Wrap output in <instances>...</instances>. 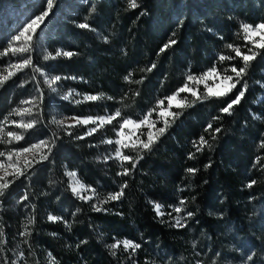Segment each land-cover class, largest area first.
I'll list each match as a JSON object with an SVG mask.
<instances>
[{
    "label": "trees",
    "instance_id": "obj_1",
    "mask_svg": "<svg viewBox=\"0 0 264 264\" xmlns=\"http://www.w3.org/2000/svg\"><path fill=\"white\" fill-rule=\"evenodd\" d=\"M130 2L53 0L33 38L34 75L42 70L67 78L78 92L101 97L75 107L55 101L68 114L118 111L120 119L141 120L159 100L181 88L189 75L224 64L222 55L236 58L228 45L244 44L243 24L264 22V0H136L134 9ZM46 10L47 0H0V46L23 25L22 16L34 18ZM80 24L90 27L80 28ZM57 52L72 55L56 56ZM233 65L240 68L244 63L236 60ZM244 80L245 95L230 115L221 109L239 91L189 101L191 106L177 111L179 115L151 150L132 157L135 168L129 162L119 169L113 162L99 161L89 139L74 141L53 128L32 130L31 142L53 137L54 147L24 183L8 187L5 199L27 197L20 206L26 207L33 222L27 231L30 235H21L20 216L11 210L14 203L1 202L2 249L17 246L21 254L30 256L31 264H150L153 255L144 253H151L149 249L183 257L186 251L180 241L191 237V227L209 235L213 246L224 225L247 236L251 208L264 210V49L249 62ZM13 87L8 83L0 91V123L11 104ZM209 124L212 129L205 131ZM217 128L219 132L214 131ZM201 136L211 147L197 152L193 142ZM190 153L194 158L189 159ZM124 168L131 169L129 175L118 174ZM69 171H76L95 189L94 199L74 196ZM125 183L120 199L99 204ZM94 204L104 210L94 211ZM156 204L161 205L160 212L182 207L186 216L192 215L187 216L185 227L178 228L157 214ZM50 215L62 219L51 221ZM122 240L140 244L139 254L113 255L108 245ZM256 252L255 258L261 259V251ZM0 264H4L1 259Z\"/></svg>",
    "mask_w": 264,
    "mask_h": 264
},
{
    "label": "rangeland",
    "instance_id": "obj_2",
    "mask_svg": "<svg viewBox=\"0 0 264 264\" xmlns=\"http://www.w3.org/2000/svg\"><path fill=\"white\" fill-rule=\"evenodd\" d=\"M35 18V17H34ZM29 16H22L20 19L24 21L23 25H21L20 28H18L17 33L15 35L8 36L7 40L4 43V47L0 46V78L8 77L6 80L3 81V83H0V91L2 88L5 87L6 84L11 83L14 85L13 90V98L11 100V104H8L7 112L3 117V120L0 123V127H3L4 131L3 133H0V136L3 137L5 141L11 139L8 137V132H15L17 134L23 135V139L16 141L12 140V143H0V152H9V151H16L19 149H22L23 147H28L32 144H37L40 141H48V147H40L37 149H34L31 153H24L18 158L19 166L24 169V175L20 176L19 178H14L13 176H7L5 177L6 180L12 181L9 184V187L12 185H18L21 183H24L27 179L29 174L33 171V168L38 165L39 163L45 161L41 160L40 157L43 155H48V148H51V151L54 147V139L53 137H46L41 140H36L35 142H31L29 133L32 130L39 131V130H45V129H55L57 132L64 134L67 137L72 136V139L74 141L83 140V139H89V143L92 147L97 148V159L99 161L103 162H113V165L117 166L119 169H121L123 166L122 164L127 161H121L120 159L115 158L116 149L120 148V151L124 155H128L130 157L138 156L142 153L143 150H140L139 145L137 144L136 149L133 150L131 147L134 142L137 141V138H139V141H147L148 140V133L151 132L154 140L156 141L157 129L164 127V120L165 118L160 117L158 115V112L160 111L159 108H157V105L154 109L156 111H151L152 115L149 118L151 122L155 123V127H149L148 125H142L139 129L134 127V124L140 123L147 115L148 113L141 118V120H135L131 118H127V120H131L134 122L133 125H129L128 127H125L123 129L125 143L129 145L127 148L120 147V145H117L116 143L108 144L104 141L111 139L113 141H116L117 139H120V137L117 136V131L120 130V124L123 123L125 119H120L119 117H116L111 121V123H103L101 125L98 118L100 117H109L114 116L115 114H105V115H85V116H78V115H71L66 112L65 109L60 108L57 106V103L55 101H61L63 102V105L65 104V107H75L78 105H86L88 102H97L101 97L98 95H90V94H82L81 92H78L75 90L70 84H68L67 78H61L60 80L56 81L55 84H53L51 87L49 86L50 81L54 78L53 76H50L47 72L39 70L37 76L34 75L36 65L33 63L32 59V43L33 38L30 42V45L28 42L21 39V41H14L13 38L20 34V32L23 31V29L26 27L28 23L31 22L32 19ZM42 25V24H41ZM255 27V26H253ZM242 36L244 39V44L239 46L240 50L244 54H248V49L252 48L253 51L259 53L261 49H256L253 47L251 43H248L245 40V33L242 30ZM259 40V37L256 38ZM233 46V45H232ZM11 47L15 48H26L27 51L20 52L17 51L13 53L9 49ZM232 49V48H231ZM114 50H117L114 48ZM6 53V54H5ZM63 54L64 52H60ZM235 53V52H234ZM180 57V61H183L185 58L184 54L182 52L178 53ZM229 56V55H227ZM26 58H30L31 63L29 65H23V61ZM236 60H239V64L242 61L241 57L233 58L231 60H225L223 63L218 64V67H215L217 71L219 72L218 77H213L212 79H209L207 81V84L209 87H214L219 84L221 87L217 89V91H222L224 87L227 86V82H223V76L225 74L231 75L235 77V73H232L230 71L231 63H234ZM243 63V61H242ZM20 64L21 67L18 69L14 67V65ZM238 67L237 65H235ZM38 67V66H37ZM212 68H209L205 71L195 72L193 76L200 77L204 73H206L208 70ZM228 69L226 72L225 70ZM239 69V68H238ZM11 73V75H9ZM72 81V79H71ZM244 75L243 78L240 80V83L237 84L236 88L233 89L228 95L232 94L235 91H240L241 87L244 85ZM189 87H191L193 90L197 92V96L201 97V99H204L205 96H207V88L205 87L204 83H197L196 81H188L186 79V83ZM184 84V85H185ZM183 85V86H184ZM152 86V85H151ZM182 86V87H183ZM153 87V86H152ZM53 88L55 89L53 91ZM178 91V90H177ZM174 92L173 94L177 93ZM71 93V95H69ZM172 94V95H173ZM226 95V96H228ZM42 96V101L40 97ZM65 96H68V99H64ZM88 96H97L99 99L97 100H87L86 97ZM52 97L51 99H54L53 101H49L46 103V98ZM207 97H215L220 98L217 96H207ZM225 97V96H224ZM197 99L196 97L192 96L191 93L184 92L179 93L177 96V101H182L183 106L182 107H176L175 104L170 109L171 112L177 113V111L182 110V108L186 107L190 102H193L195 100H201ZM25 101H32V103H24ZM77 101H80L77 103ZM167 100L164 101V108H167ZM24 109H29L31 114L24 113L23 115H16L15 110H20L23 112ZM73 109V108H72ZM72 117H76L78 120H84L89 117L96 120V123H88V124H82L77 123L76 120H73ZM176 116H168L166 119L169 121L175 119ZM36 121L35 125L32 128L24 129V128H18L16 127L17 123H29L31 121ZM58 120H64L65 123L63 125H58L54 121ZM13 121L15 123H13ZM71 125V126H70ZM97 129L95 132H93L91 135H89L90 129ZM52 131V130H50ZM81 135V136H80ZM160 136V135H159ZM158 136V137H159ZM77 137H82L78 139ZM27 146H24V144L28 143ZM51 153V152H50ZM35 157V160L33 159ZM105 157H109V159H105ZM25 159L31 160V165L25 167ZM36 160H39L40 162H35ZM13 161H17V157L13 156ZM0 162L4 163L7 167V164L9 161L6 160L5 157H0ZM101 168V167H100ZM105 168V167H104ZM102 169V168H101ZM100 170V169H99ZM9 172H14V169L9 168ZM69 172H75L76 177L75 180H73L72 177L67 175L69 180L70 189L72 191V186H76V181L79 182L80 185L84 186V190L80 191V195L82 196H92V192L90 189H93L92 187L87 186L78 176V173L76 171H69ZM68 172V173H69ZM159 173V172H158ZM0 175H4V170L0 169ZM9 188L4 190V195L0 196V203L4 201H11L14 203V207L11 209L12 211H15V215L20 216V222H21V230L25 233L29 231L30 227L32 226L31 223H29L30 219L29 216L26 214L27 209L25 206H20L24 201H27V199H24L23 197L18 199H5L6 196L10 193L8 190ZM80 200L88 201L90 199H81L77 195H74ZM95 196L92 198L94 199ZM176 196H173V199ZM103 197H99V199H102ZM14 209V210H13ZM21 209V212L18 213V211ZM252 211L249 213V224L247 226V233L248 235L242 236L241 233L237 230H233L231 226H221L220 232L222 231L221 237L219 238L218 243L213 246L211 243V238L209 235H206L201 232L200 230L194 231V228H190V238L188 240H182L181 243L184 246V249L186 251V254H184L183 257L180 255H173L172 252H165V250H151L150 252L144 251L145 255H153L151 258V262H147L150 264H264V210L259 207H253L251 208ZM164 218H166L168 221H171L176 226L175 217L179 216L181 217V223L184 225H187V216L185 212L181 211L180 213H176L174 211L173 207H170L169 210L166 212H162ZM182 228V227H178ZM1 235V234H0ZM249 237V238H248ZM126 241L122 240L121 242ZM128 241V240H127ZM134 243V242H133ZM141 246L136 249L134 252L132 249L125 250L123 247V244L121 243L120 247L118 249H115L116 254L115 255H124L128 258L136 256L139 254L141 250ZM261 251V259L255 258L256 251ZM251 256V259H248V257ZM0 259L3 261L4 264H31V258L30 256H26L20 253L19 250H17V246L14 250L11 249V251H8V249H2L0 246ZM146 261H150L148 258Z\"/></svg>",
    "mask_w": 264,
    "mask_h": 264
},
{
    "label": "snow or ice",
    "instance_id": "obj_3",
    "mask_svg": "<svg viewBox=\"0 0 264 264\" xmlns=\"http://www.w3.org/2000/svg\"><path fill=\"white\" fill-rule=\"evenodd\" d=\"M129 7L131 8H136L137 7V4H136V0H131L130 4H129ZM53 8V0H47V9L46 11H44L43 13H41L40 15H37L34 19L31 20L30 23H28L26 25V27L23 29L22 32H20L19 35L15 36L13 38L14 41L18 42V41H21V39H23L24 41L28 42L29 45H30V42L33 38V35H35L37 33V29L40 28L41 24L44 23L45 21V18L49 15V12L52 10ZM80 28H89L90 26L87 25V24H80L79 25ZM242 30L243 32L245 33V40L248 42V43H251L253 45L254 48L256 49H264V22L262 23H259L257 24L255 27H253L252 25H249V24H243L242 26ZM259 37V40H257L256 38ZM175 41H169L168 44H166L164 46L163 49H161V51H164L166 50L171 44H174ZM229 48H232L233 51L235 52V55L237 57H241L243 63H244V66L243 67H240L239 69L233 65L231 66L230 68V71L232 73H235V77L231 76V75H227L225 74L223 76V82H227V86L223 88L222 91H217V89H219L221 87V85L217 84L214 87H209L208 84H207V81L209 79H212L213 77H218L219 76V72L217 71V69L215 67H213L212 69L208 70L206 73H204L202 76L200 77H195L193 75H189L187 77V80L188 81H196L197 83H204L205 84V87L207 88V96H217V97H224L226 95H228L233 89L236 88L237 84L240 83V80L243 78V75L245 74V71L248 67V64L250 61L254 60L255 57L259 54L255 51H253L252 48H249L248 49V54H244L241 52L240 48L239 47H235L233 48L232 45H228ZM10 51H12L13 53L17 52V51H20V52H24V51H27L26 48H15V47H11L9 49ZM6 54V53H5ZM61 55L60 52H57L56 53V56H59ZM63 55L65 56H71L72 53L70 52H65L63 53ZM47 59V57H45ZM54 58V57H53ZM219 59L221 61H225V60H231L233 59V57H230V56H220ZM31 63V60L30 58H26L24 59L23 61V65H29ZM14 67L16 68H20L21 65L20 64H17V65H14ZM153 68L155 67V65L152 66ZM149 71H151L152 69L149 68L148 69ZM226 72L228 71V69L225 70ZM9 75H11V73H9ZM8 77H3V78H0V83H3L4 80H6ZM61 77L59 76H56L54 77L50 83H49V86L51 87L53 84L56 83V81L60 80ZM126 79H128V77H126ZM244 88H246V85L244 86ZM55 89L53 88V91ZM184 92H188V93H191L192 96L196 97L197 99H201V97L197 96V92L195 90H193L191 87L188 86V84H185L183 87L179 88L177 93L173 94V95H170L168 97H166L165 99L167 100L168 104H167V108H164V99H161L157 102V108L160 109V111L158 112V115L160 117H163L165 118L164 120V127L162 128H159L157 129V136L156 138L158 139V136L159 135H162L165 131V129L167 127L170 126V123L169 121L166 119L168 116H177L179 115V113H173L170 111V109L173 107V105L175 104L176 107H182L183 106V102L182 101H177V96L179 95V93H184ZM71 95V93L69 94ZM245 95V91L242 89L238 92V94L233 98L231 99L229 102H227L226 106L223 107L221 109V111L223 113H227V114H231V109L233 108L234 105H237L240 103L241 99L244 97ZM207 96H205L204 98L206 99ZM41 101H42V96L40 97ZM64 99H68V96H65ZM87 100H97L99 99V97L97 96H88L86 97ZM80 101H77V103H79ZM24 103H32V101H25ZM188 106H191V105H188ZM153 111H156V109H153ZM24 113H28V114H31L30 113V110L29 109H24L23 112H21L20 110H15V114L16 115H23ZM152 113L149 112L148 115L142 120L140 121V123H137V124H134L133 121L131 120H127L125 119L123 121L122 124H120V130L117 131V136L120 137V139H117L116 141H113L111 139H108L106 141H104L105 143H108V144H112V143H116L117 145H120V147H123V148H127L129 147V145L127 143H125V138H124V133H123V129L125 127H128L129 125H133L134 124V127H136L137 129H139L142 125H148L149 127H155V123L154 122H151L149 120V118L151 117ZM120 116V113L117 111L115 113L114 116H109V117H100L98 118L101 125L105 122L107 123H111V121L113 119H115L116 117H119ZM73 120H76L77 123H82V124H88V123H96V120L92 119L91 117L87 118V119H84V120H78L76 117H72ZM56 124L58 125H63L65 123L64 120H58V121H54ZM13 123H15L13 121ZM36 121H31L29 123H17L16 124V127L18 128H24V129H29V128H32L34 125H35ZM71 126V125H70ZM212 129V125L209 124L208 127L205 129V131H208ZM97 129L93 128V129H90L89 131V135H91L93 132H95ZM4 129L3 127H0V133H3ZM215 132H219L220 129L217 128L214 130ZM8 137H10L11 139L5 141L3 139L2 136H0V143H12V140H16V141H19L21 139H23V135H20V134H17L15 132H8L7 133ZM78 139L82 138V137H77ZM215 138V137H213ZM155 142L154 140V137L152 135L151 132L148 133V140L147 141H139V138H137V141L134 142L132 144V148L133 150L136 149V146L137 144L139 145V148L140 150H151V146L152 144ZM194 144V147L196 148V151L197 152H200L203 150V147L204 146H208V147H211V145L208 144L207 140H205V138L203 136H201L199 138V142H193ZM48 147V141H40L39 143L37 144H32L28 147H23L22 149H19V150H16V151H9L7 153L5 152H0V157H5L7 161H9V163L7 164V167L5 166L4 163L0 162V169H3L4 170V175H0V196H3L4 195V190L7 189L9 187V184L12 182V181H8L5 179V177L7 176H13L14 178H19L20 176L24 175V169H22L20 166H19V162H18V158L24 154V153H31L33 152L34 149H37V148H40V147ZM51 152V148L49 147L48 148V154H50ZM16 156L17 157V161H13V156ZM48 158V155H43L40 157L41 160H46ZM115 158L117 159H120L121 161H127L129 163H132V167L135 168V162L133 161V158L128 156V155H124L121 151H120V148H117L116 149V153H115ZM138 158H142V157H138ZM194 158V153H190L189 155V159H192ZM33 159L35 160V157H33ZM105 159H109V157H105ZM35 162H40L39 160H36ZM137 162H138V159H137ZM32 161L31 160H28V159H25V167L31 165ZM11 168V169H14L15 171L14 172H9L8 169ZM188 172L190 173H195V169L194 168H189L187 170ZM131 172V169L129 168H124L123 171L121 173H118L119 175H129ZM67 175H69L70 177L73 178V180H75V177H76V173L75 172H69L67 173ZM255 181H252V183H250L248 186L251 187L252 184H254ZM127 187V184H123L121 186V189L120 191L118 192H115V193H109L107 198L104 199V200H101L99 201V204H103V203H107L108 201H114V200H118L120 199L123 195H124V191L123 189ZM81 190H84V186L83 185H80L78 181H76V186H72V192L74 195H77L79 198L81 199H92L94 196H95V189H90V191L92 192V196H82L80 195V191ZM24 199H27V197L25 196ZM184 204V201L181 200L180 201V205L182 206ZM93 210L96 211V212H100L104 209H102V207L100 206H97L96 204H94L93 206ZM160 208H161V205L159 204H156L155 205V210L157 211V214L158 215H163L162 212H160ZM174 211L176 213H180L182 211V207H175L174 208ZM192 213L191 212H188L187 213V216H191ZM49 220L51 221H56L58 219H62L60 217H55V216H49L48 217ZM175 221H176V226L177 227H183L184 225L181 223V217L177 216L175 217ZM33 221L30 220L29 223H32ZM21 235H30V233H21ZM121 243L123 244V247L125 250L127 249H132L133 252L138 249L140 247V244L138 243H133L131 241H116L115 243L111 244V245H108V247L110 249H112V254L115 255L116 252H115V249H118L121 245ZM51 255V254H50ZM248 259H251V256L248 257Z\"/></svg>",
    "mask_w": 264,
    "mask_h": 264
}]
</instances>
